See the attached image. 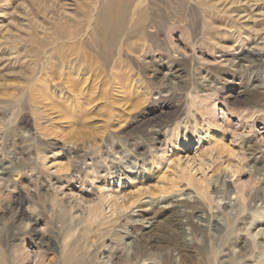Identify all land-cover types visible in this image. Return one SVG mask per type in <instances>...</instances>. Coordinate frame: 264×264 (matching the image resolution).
Here are the masks:
<instances>
[{
    "label": "rangeland",
    "instance_id": "obj_1",
    "mask_svg": "<svg viewBox=\"0 0 264 264\" xmlns=\"http://www.w3.org/2000/svg\"><path fill=\"white\" fill-rule=\"evenodd\" d=\"M109 1L0 0V33L5 35V32L10 33L12 30L13 35L22 36L21 42L16 43L18 48L7 49L5 53L17 51L24 61L35 58L37 41L43 40L44 32L49 35L54 33L51 38L45 39V44H53L59 41V33L56 31L61 33L70 28L77 35L70 37L72 40L64 38V41L73 43L76 40L79 43L81 36L89 30L91 18L94 42H97L99 36L95 18ZM114 3L125 6L129 13V26L137 14L146 12L150 17L146 27L136 26L133 30H127L125 36L120 37L121 42L118 40L116 44L121 51L114 53L112 64L115 62L117 66H122V62L127 66L126 77L132 89L131 94L123 91L126 88L123 87L126 84V77L122 76L124 70L116 69L117 85L108 77V71L103 76L96 71L100 77L88 85L79 86L70 78L72 81H68L67 85L52 89L44 97L36 93L26 97V86L9 74L13 72L15 60L0 61V74H4L0 78V217L5 214V207L18 195L26 200L32 199L33 202L21 208V213L31 219L24 220L20 228L35 232L29 236L22 235L9 246L0 243V264H46L50 257L58 255L46 243L48 234L57 232L63 236L62 240H66L67 234L86 235L90 230H95V226L90 227L80 217L88 215L89 205L96 203L100 194L109 195L113 201L122 197L127 207L132 206L131 211L126 210L132 220L124 232L127 234L125 241L131 250L136 238H159L162 229L158 212L161 213L162 209L166 214L171 212L170 204L173 201L184 202L191 198L194 201L197 196L202 201L204 196L207 197L204 205H212L213 222L225 228L221 211L217 203H213V200L218 201L214 189L217 188L223 194L226 185L232 183L231 168L239 172L238 163L244 170L245 179L251 176L253 186L260 185L263 180L260 177L262 172L258 174L248 161L244 147L231 141V130L227 125L224 132L229 154L221 150L223 145L218 148L220 152L217 154L212 151L214 147L207 145L206 126L200 120L195 122L192 114L198 108L201 113L204 111L209 115L206 106L214 101L217 115L223 118L220 110L223 104H229V100L243 91H264V68L253 69L249 63H244L237 70L234 67L237 64L235 61L233 67L224 65L220 69L222 71L212 76L209 67L198 64L200 55L196 51L190 55L189 62L183 63V74L180 77L176 74L174 76L171 73L173 63L182 60L185 44L193 45L196 40L190 39L189 34L183 43L174 42L170 45L167 35L159 31L158 17L162 8L160 0H114ZM116 9L118 13L121 10ZM168 17L170 21H177L171 13ZM179 23L188 29L191 27L190 19L186 22L181 19ZM172 48L178 49V53ZM95 51L90 52L95 56L98 50ZM187 51H190L189 48ZM97 63L102 64L100 57ZM193 69L200 71L196 75ZM134 80L140 81L143 92L142 87L137 89L140 84ZM58 83L53 82L55 85ZM189 83L201 88L211 84L216 87L217 95L202 102L201 106L193 105L191 94L181 90ZM140 94L143 95L140 97ZM200 94L207 95L208 92L200 90ZM20 100L21 103L24 101L23 107L18 103ZM174 107L181 113L177 120L181 124L178 134L172 133L175 123L165 127L160 125L173 116ZM188 113L192 122L185 118ZM24 115L29 122L21 124L19 121ZM230 119L231 125L236 127L237 118L230 116ZM195 125L197 128L193 129ZM183 126L187 127V132L182 129ZM255 127L260 133L252 131V139L264 151V141H261L263 126L258 123ZM236 129L234 133L237 132V135L242 132L241 135L248 134L241 127ZM214 156H218V162L221 163L215 173L207 171L204 175L197 168L193 169L199 159ZM227 156H231L232 163L225 162ZM223 161L226 164H222ZM208 162L211 163L210 160ZM227 165L230 166L228 174L224 173ZM180 173L181 178L177 177ZM259 178L262 179L260 182ZM209 179L210 183H207ZM247 180L244 183H248ZM197 181L199 185H196ZM224 184L225 187L222 186ZM252 184L250 187H253ZM229 198L220 202L219 208L223 210L230 207L227 213L230 218H234L236 208L232 212L231 208L238 204L234 191L229 194ZM57 201L78 207V211L73 210L74 216L78 215L77 220L81 223L78 231L75 228L67 229L65 214L58 207L52 211ZM257 207L264 211L261 202L257 203ZM106 213H109L108 210ZM50 214L54 215V220L48 217ZM144 215H149L148 220H143ZM9 219L8 215L0 219V238L7 235ZM195 223L201 227L206 226L198 219H195ZM187 234L189 230L185 228L186 242L193 243ZM37 235H41L42 239H38ZM239 236L244 237L243 234ZM101 258V264H111L107 262L106 256Z\"/></svg>",
    "mask_w": 264,
    "mask_h": 264
},
{
    "label": "bare ground",
    "instance_id": "obj_2",
    "mask_svg": "<svg viewBox=\"0 0 264 264\" xmlns=\"http://www.w3.org/2000/svg\"><path fill=\"white\" fill-rule=\"evenodd\" d=\"M160 3L162 8L158 17L159 31L167 35L170 45L174 42L183 43L188 39L187 35L189 34L190 39L196 40L193 45L186 43L185 50L181 54L182 60H176L173 63L171 73L174 76L176 74L180 77L183 74L185 69L182 67L183 63L189 62L190 55L196 51L200 55L198 64L209 67L211 69L209 73L212 76L224 65L233 67L235 61L237 64L234 67L237 70L241 69L244 63H249L253 69L261 70L264 68V0H194L193 2L191 0H160ZM106 6L95 18L98 24L99 40L97 42H94L95 34L93 35L94 29L91 26L93 19L91 18L89 30L81 36L82 40L80 39L79 43H76V40L73 43H68L69 38H74L75 35L71 28L61 33L52 30V32L59 33L57 36L59 41L53 44L49 43L50 45L45 44V39L51 38L54 33L49 35L44 32L43 40L38 38L37 51L34 52L35 58L29 60L24 61L23 56L20 57L21 55L17 51L12 54L5 53L7 49L18 48L16 43L22 40L20 34L13 35L12 30L10 33L5 32V35L0 33V61H10L9 59H11L14 62L15 60L13 72L9 74L26 86L24 92L26 97L35 95V93L44 97L45 93L49 94L52 89L63 87L68 81H72L69 80L70 78H73L78 83L77 85L84 86L92 80L96 82V79L98 80L100 77L99 74L104 75L107 71L108 77L117 85L118 83L115 82L118 79L116 69H123L125 72H122V76L126 77L125 69L127 66L124 63H120L122 66H117L115 62L112 64L114 53L121 51V48L118 49L116 44L118 40L121 42L120 37L125 36L127 30H133L136 26L146 27L150 23V17L146 12L137 14L134 22L129 26V13L127 14L124 5L114 3V0H111ZM116 7L121 8L119 13ZM169 13L177 20L176 22L170 21ZM181 19L185 22L190 19L191 27L188 29L186 25L179 23ZM64 38H68V40L64 41ZM97 46H102V48ZM188 48L190 51H187ZM92 49L98 50L97 55L102 59V64L98 65L97 59L99 57L90 52H93ZM172 49L173 51L176 50ZM177 50L175 52L178 53ZM27 55L28 52L25 53V56ZM199 71L200 69H193L196 75ZM3 75L0 74V78ZM56 81L59 82L58 85L53 84ZM134 81L136 84H140V81ZM125 83L123 86L126 87L123 90L124 93L131 94L132 89L128 84L127 77ZM140 87H142L141 84L137 89ZM181 90L182 92L186 90L188 94H191L193 105L200 106L202 102L210 100L213 95H217L216 87H212L211 84L201 88L196 87L194 83H189ZM200 90L208 92V94H200ZM141 92H143V87ZM158 92L159 89L156 93ZM141 95L143 94H140V97ZM228 102L229 104H223L222 110H220L223 118L217 115L216 103L212 101L206 106V109L210 111L209 115L203 110L201 113L197 108L192 114L193 119L195 122L200 120L206 126L207 145L214 147L211 149L217 154L220 152L218 148L221 145H223L221 150L229 154L226 149L225 140L227 137L224 132L225 125H227L228 129L231 130L229 132L231 141L244 147L248 161L252 163L254 169L256 168L255 171L258 174L262 172L260 177H263V180L259 178V182L262 180L260 185L253 186L251 176L245 179L244 170L238 163L239 172L231 168L233 171L230 173L232 183L226 185L223 194L217 188L214 189L218 201L213 200V203H217L216 205L221 211L225 228L213 222L212 205L210 203L208 206L204 205V200H207V197L204 196L202 201L198 196L194 198V201L190 197L191 199L184 202L173 201L170 204L172 211L167 214L163 212V209L161 213L158 212L162 229L159 238H136L130 250V245L125 241L127 234L124 232L132 220L126 210L131 211L132 206L127 207L128 204H124L125 199L122 197L113 201L109 195L100 194L98 201L89 205L88 215L80 217V219L87 221L90 227L95 226V230H90L86 235L67 234L66 240H62L63 236L57 232L48 234L46 243L58 255L50 257L46 264H101V261L103 262L102 256H106L107 262L111 264H264V211L257 207V203L261 202L264 208V151L258 148L251 136L252 131L260 133L255 127L258 123L263 126L264 130V91L260 89L243 91L242 94ZM18 103L20 107L24 106V101L21 103L20 100ZM223 111H225L224 114ZM230 116L237 118L236 127L231 125ZM180 117V110L174 107L173 116L169 117L167 121L161 122L160 125L165 127L175 123L172 133L178 134L181 124L177 123V120ZM185 118L188 119V122H192L189 119V113ZM19 122L24 124L28 123L29 120L24 115ZM239 127L242 130H247L248 134L241 135L242 132L237 135V132L234 133ZM196 128L197 125L193 127V129ZM182 129L187 132V127L183 126ZM261 141H264V131L261 133ZM69 153H71L70 150ZM209 160L211 163L208 162ZM219 160L218 156L210 159L201 158L197 161L196 166L193 165L194 163L192 164L193 169L197 168L204 175L207 171L215 173L220 168ZM225 162L232 163L231 156H227ZM225 162L223 161L222 164H226ZM229 168L230 166H225L224 173L228 174L227 169ZM177 177L181 178L182 174H178ZM245 180L248 183H244ZM207 183H210V179ZM251 184L253 187H250ZM196 185H199V181ZM222 186L225 187V184ZM202 191L201 189V193ZM233 191L236 204H238L231 208V212L232 210L235 211L236 208V216L230 218L229 213H227L230 207L222 210L221 207L219 208V204L225 198H229V194ZM30 201L32 199L26 200V198L18 195L11 201L10 205L5 207V214L0 219L2 220L8 215L10 222L6 237L0 238L1 244L9 246L19 240L22 235L29 236L30 233H35L31 229L27 232L25 228H20L24 220L31 219L30 216L21 213V208ZM56 207L65 214L67 229H77L78 225H81L77 220L78 215L74 216L73 212V210L78 211L77 206L70 203L62 204L57 201L52 206V211ZM181 209L183 212H180ZM106 210L109 213H106ZM148 216H142L143 220H148ZM48 217L54 220L53 214ZM128 218L129 221H127ZM195 219L202 221L206 226H199L195 223ZM185 228H188L189 234L187 236L191 238L193 243L186 242L184 238ZM240 234H243L244 237H240ZM37 237L42 239L41 235H37Z\"/></svg>",
    "mask_w": 264,
    "mask_h": 264
}]
</instances>
